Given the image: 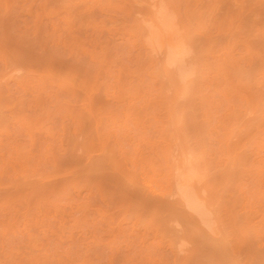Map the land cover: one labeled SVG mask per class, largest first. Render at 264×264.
<instances>
[{"label":"rangeland","instance_id":"rangeland-1","mask_svg":"<svg viewBox=\"0 0 264 264\" xmlns=\"http://www.w3.org/2000/svg\"><path fill=\"white\" fill-rule=\"evenodd\" d=\"M144 1L0 0V264H264V1H156L187 38L176 90Z\"/></svg>","mask_w":264,"mask_h":264},{"label":"bare ground","instance_id":"bare-ground-1","mask_svg":"<svg viewBox=\"0 0 264 264\" xmlns=\"http://www.w3.org/2000/svg\"><path fill=\"white\" fill-rule=\"evenodd\" d=\"M123 1V0H122ZM157 0H145L144 2H147L149 9L153 12L152 17L149 18V21L147 23L144 24V26H142L141 28V37H142V45L144 48H146L149 53L151 54V58H153L154 62V66L156 70H154L156 72V75L159 77V79L162 80H168L169 83L171 84V86H173V89H177L178 86V81H184L187 79L189 73H186L185 71H183V69L180 70L182 63L185 60L186 55L188 54L189 51H187V49H185L186 45H184V43L186 44V37L185 39L182 38L180 35V30L178 29L179 26L177 24V22L174 20L170 21L169 16L166 15L167 11L164 10L166 8H163V6H158V4L156 3ZM264 1V0H262ZM158 2V1H157ZM157 4V5H156ZM159 5L160 2H159ZM125 8V7H124ZM184 11V10H183ZM150 13V11H149ZM148 13V15H149ZM165 13V14H164ZM182 14V13H181ZM192 15V14H191ZM195 15V14H194ZM172 16V15H171ZM170 16V17H171ZM177 17H179L178 15H176ZM182 16H184V19L190 21V15L187 14V12H183ZM147 17V16H146ZM169 19H168V18ZM146 19V18H145ZM182 19V18H181ZM148 20V18H147ZM177 20V19H176ZM143 22V21H142ZM146 22V21H145ZM132 26V25H131ZM140 26V25H139ZM140 26V27H141ZM190 26V25H189ZM260 30V29H258ZM253 31V30H252ZM259 32V31H258ZM262 32H264V30H262ZM261 32V33H262ZM188 33V31H187ZM222 33V32H221ZM135 34V33H134ZM225 34V33H224ZM257 34V33H256ZM137 35V34H136ZM225 38H227L226 34L224 35ZM140 37V39H141ZM192 37V36H191ZM204 37V36H203ZM211 37V36H210ZM207 37L208 40L211 42V38ZM258 38V37H257ZM207 40V41H208ZM229 40V39H228ZM185 41V42H184ZM189 41V40H188ZM208 41V42H209ZM220 41V40H219ZM196 42V41H195ZM198 42V41H197ZM189 43V42H188ZM257 43V42H256ZM261 43V41H260ZM198 44V43H197ZM208 44V43H207ZM210 48H212V44H210ZM208 45V46H209ZM258 45V44H257ZM185 46V47H184ZM201 46V45H199ZM227 46V45H226ZM207 47V46H206ZM208 49V48H207ZM201 50V49H200ZM209 50V49H208ZM147 51V52H148ZM146 52V51H145ZM230 52V51H229ZM191 54V53H190ZM228 54V53H227ZM226 55L223 53V56ZM192 56V55H191ZM234 56V55H233ZM188 57V56H187ZM226 57V56H225ZM231 57V56H229ZM233 58V57H232ZM234 62V61H233ZM220 63V62H219ZM223 63V62H222ZM231 64V63H230ZM235 64V63H234ZM212 65V64H211ZM228 65V64H227ZM219 66V65H218ZM239 67V66H238ZM231 68V67H230ZM241 68V67H240ZM227 69V68H226ZM236 69V68H235ZM234 69V70H235ZM244 69V68H243ZM177 70V71H176ZM228 70V69H227ZM231 70V69H230ZM153 71V72H154ZM229 71V70H228ZM177 72V73H176ZM234 73V71H231V74ZM178 74V77H177ZM181 74V75H180ZM229 74V73H228ZM240 75L244 76L242 73H240ZM186 76V77H185ZM238 76V75H236ZM181 77V78H180ZM228 77V76H227ZM233 77V76H232ZM163 78V79H162ZM180 78V79H178ZM183 78V79H182ZM194 82V81H193ZM162 83V82H161ZM89 84V83H88ZM184 84V83H183ZM80 85V84H79ZM78 85V86H79ZM137 85V84H136ZM180 85V84H179ZM187 85V84H185ZM166 86V85H165ZM76 88V87H75ZM186 89V88H185ZM167 90V89H166ZM82 91V90H80ZM84 91V90H83ZM184 91V90H183ZM182 91V93H184ZM85 92V91H84ZM260 98V97H259ZM104 102V101H103ZM264 104V103H262ZM93 105V104H92ZM130 109L131 106L130 104H128ZM127 105V106H128ZM166 107V106H165ZM91 108V107H90ZM89 108V109H90ZM136 109V107H134ZM133 108V109H134ZM168 111L169 106H167ZM129 110V108L127 109ZM254 110V109H253ZM92 111V110H91ZM132 111V110H131ZM129 111V112H131ZM171 111V110H170ZM169 111V112H170ZM125 112H127L125 110ZM232 113V112H231ZM259 113V112H258ZM83 114V113H81ZM133 114V113H132ZM235 114V113H232ZM260 114V113H259ZM128 115V114H127ZM235 116V115H233ZM237 116V114H236ZM235 116V118H236ZM237 119V118H236ZM180 120V119H179ZM233 121V120H232ZM230 123V122H228ZM232 123V122H231ZM236 123V122H235ZM84 125V124H83ZM98 126V125H97ZM96 127V126H95ZM100 127V126H98ZM227 127V126H226ZM71 128V127H70ZM232 129V127H231ZM83 130V129H82ZM229 130V129H228ZM97 132V130H95ZM69 132V130H68ZM230 133V132H229ZM98 134V133H97ZM69 135V134H68ZM100 135V133H99ZM98 136V135H97ZM99 137V136H98ZM111 139V138H110ZM202 139V138H201ZM188 140V139H187ZM99 141V140H98ZM103 141H101L102 143ZM202 142V141H201ZM99 143V142H98ZM113 143V142H112ZM115 143V142H114ZM118 143V142H117ZM103 144V143H102ZM107 144V143H106ZM116 144V143H115ZM79 145V144H78ZM83 145V144H81ZM99 145V144H98ZM175 145V144H174ZM203 145V144H202ZM101 146V145H100ZM104 146V144H103ZM105 147V146H104ZM102 148V147H101ZM106 148V147H105ZM109 149V147H108ZM104 148H103V152H104ZM85 151H87L85 149ZM109 153L111 152V150H107ZM84 152V151H83ZM108 152H105V154H107ZM120 153V152H119ZM108 155V154H107ZM111 155V153H110ZM173 155V153H172ZM175 155V154H174ZM177 155V154H176ZM120 156V155H119ZM167 156V155H165ZM169 156V154H168ZM167 156V157H168ZM171 156V155H170ZM189 156V155H188ZM229 156V155H227ZM226 156V157H227ZM109 157V156H108ZM111 157V156H110ZM121 157V156H120ZM116 158V157H115ZM123 158V157H122ZM122 158L120 160H122ZM169 158V157H168ZM167 158V159H168ZM176 158V156H175ZM174 158H172L171 156V161L167 160L169 163V174H170V180H169V184H170V195H172L176 201L179 203V206L188 214L189 217H192V219H196V221L198 222V225L200 224H204L206 223V221H208L209 219V212H204L203 211V205H205V200L203 201L201 198V195H199V193H196V184L198 183V181H200V177L198 175V173L195 171V169L191 166L188 165V163L190 164L189 160L187 161L188 163H186L188 166V168H185L184 163H182V161H174ZM173 160V161H172ZM177 160V159H176ZM234 161V160H232ZM111 162V161H110ZM124 162V161H123ZM126 162V161H125ZM186 162V161H185ZM229 163V162H228ZM183 164V165H182ZM119 166V165H118ZM183 166V167H182ZM128 167V166H127ZM192 167V168H190ZM25 169V168H24ZM129 171V170H128ZM227 172V171H226ZM144 181V185H146V187H148V190L150 192H154L157 194H160L159 192H157V190L154 188L153 185H151L147 180H145V178H143ZM224 183V182H223ZM219 185V184H218ZM195 189V190H194ZM200 197H199V196ZM238 199V198H237ZM227 204V203H226ZM245 205V204H244ZM229 206V205H228ZM243 207V206H242ZM173 208V207H172ZM245 209V208H243ZM251 210V209H250ZM208 211V210H207ZM249 211V210H248ZM246 214L249 212L244 211ZM242 211V213H244ZM216 213V212H214ZM218 213V212H217ZM237 215V214H236ZM245 215V214H244ZM249 215V214H248ZM247 217V215H246ZM243 218V217H242ZM210 220V219H209ZM212 220V219H211ZM214 220V219H213ZM248 220V218H247ZM219 221V220H218ZM213 222V221H212ZM246 223V222H245ZM254 223V222H253ZM243 224V223H242ZM210 225V224H209ZM218 225V224H217ZM245 225V224H244ZM252 226L254 224H251ZM210 227V226H209ZM213 227V226H212ZM215 227V226H214ZM245 227V226H244ZM250 227V225H249ZM217 234V233H216ZM214 238V237H213ZM226 242V241H225ZM228 246V244H227ZM226 246V247H227ZM231 247V246H230ZM233 247V246H232ZM219 248V247H218ZM224 248V247H223ZM226 249V248H225ZM184 250V249H183ZM233 250V248H232ZM231 252V251H230ZM234 252V251H233ZM226 253V252H225ZM228 253V252H227ZM235 254V253H234ZM232 256V255H231ZM230 256V258H232ZM228 258V257H227ZM234 260V259H233ZM231 262V261H230ZM228 263V262H227ZM237 264V263H236Z\"/></svg>","mask_w":264,"mask_h":264}]
</instances>
